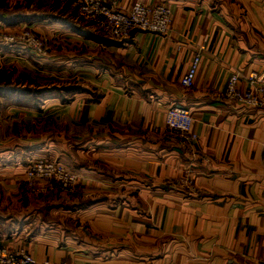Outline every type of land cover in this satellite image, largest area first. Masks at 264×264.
<instances>
[{
	"label": "crops",
	"instance_id": "1",
	"mask_svg": "<svg viewBox=\"0 0 264 264\" xmlns=\"http://www.w3.org/2000/svg\"><path fill=\"white\" fill-rule=\"evenodd\" d=\"M106 1L123 11L165 3L172 21L163 34L125 40L73 18L29 21L52 40V73L62 60L60 73L89 79L97 95L49 99L40 110L1 103L0 123L8 116L17 132L29 122L42 133L29 155L58 160L80 181L74 206L58 201L65 193L54 187L41 196L54 199L46 218L63 207L77 214L75 229L52 219L37 231L13 206L18 218L11 232L0 222V245L25 250L34 264H264V106L246 109L221 95L231 70L264 75V0ZM202 44L184 89L179 78ZM102 67L117 75L102 81ZM169 106L191 112L195 139L165 133ZM6 167L0 189L11 192H0V210L22 197L25 166Z\"/></svg>",
	"mask_w": 264,
	"mask_h": 264
},
{
	"label": "rangeland",
	"instance_id": "2",
	"mask_svg": "<svg viewBox=\"0 0 264 264\" xmlns=\"http://www.w3.org/2000/svg\"><path fill=\"white\" fill-rule=\"evenodd\" d=\"M38 14L48 15H46V17L44 15L38 16ZM49 14L53 15V17ZM54 16L67 18L69 20L73 18L78 22L86 23L91 26L88 21L80 17L77 11L76 0H0V19H6L0 20V105L8 101L19 107H31L32 109L40 110L45 101L49 99H54L60 104H70L76 97L87 96V94L90 93H95V95H97L96 91L94 92L93 90L94 84L91 83L89 79L72 77L68 74V71L63 72V74L60 73L63 67H66L65 64H61L65 63L62 60L60 63H57L58 67L55 68L53 73L51 67L46 65V63H48L46 59L50 54L49 51L52 49L49 43L52 42V40L46 38L42 33L45 28L43 27L44 24L41 26L37 23L31 24L32 22L29 21H37L44 18L45 20L53 19L55 18ZM91 28L94 29L92 26ZM23 29H29L41 38L43 42V50L41 52H36L24 45V41L19 44L6 42V36L20 32ZM97 32L101 33L99 31ZM53 46L55 47V45ZM102 50L104 53V49ZM103 53L101 54L102 56ZM103 59H107V57ZM99 69V72L104 71L103 67ZM114 75L117 74L114 72L110 74L108 71L103 72L101 76L102 81L109 80L110 77L114 78ZM13 124L14 120L10 119L8 116L6 119L2 118L0 123V150H7V153L9 151L7 159L0 158V172L8 168L6 166H14L15 169L16 167L25 166L26 170L30 160L36 159V157L33 158L32 155H29L26 150L29 144H37L33 143L36 141L33 136L42 133H33V128L29 122H23L21 124L22 128H24V130L21 129V132H17L14 127H12ZM20 144H22V146H20ZM19 148H21V151ZM16 153H18V155H16ZM19 173H22V168H20L16 174L12 172H7L6 174L17 175ZM0 176H2V173H0ZM24 178L25 173L21 184L17 187V191L21 193L22 197L18 200L6 201L3 203L5 204V210H0L3 216L0 217L2 229L11 232L12 229L10 228L15 227L13 225V223H15L13 219L18 217H14V212L11 210L13 206L18 210L23 208L24 211H22V214H25V218L31 219L30 226L31 228L32 226L37 227V231L39 228H47V226L52 223V219L60 222L62 226L70 225V227L76 228V223L78 222L77 214L75 213V215H72L71 211L66 210V212L63 207H59L56 213L46 218L50 210L47 209L46 206H50L49 204H51L54 199L50 202H47L45 198L42 199V193L47 190H41L42 185L38 186L33 184L29 186ZM78 188L79 184L74 194L66 195V193L63 192L65 196L63 195V198L60 200L58 199V201L66 206H74L78 203V198L75 196L78 193ZM5 191L10 193L11 188L7 185L6 188L0 189V192ZM36 212L40 214L37 215ZM3 224H7V226L5 227ZM34 233L35 231L33 234Z\"/></svg>",
	"mask_w": 264,
	"mask_h": 264
},
{
	"label": "built area",
	"instance_id": "3",
	"mask_svg": "<svg viewBox=\"0 0 264 264\" xmlns=\"http://www.w3.org/2000/svg\"><path fill=\"white\" fill-rule=\"evenodd\" d=\"M77 11L81 18L88 21L95 31H99L108 39L125 40L135 31L163 34L172 21V11L165 3L146 6L136 2L128 11H123L113 2L105 0H76ZM6 42L19 44L24 41L36 52L43 50L41 38L29 29H23L5 37ZM204 44L191 54L186 71L180 76L179 84L190 89L197 67L200 63ZM239 83L245 86L241 88ZM221 95L228 103L243 108H262L264 106V75L251 71L247 74L237 70L228 72ZM191 112L180 106H169L164 112L163 129L173 138L193 140L191 133ZM25 181L29 186L42 181L41 190L52 187L66 194H74L77 190L79 176L67 170L59 161L48 158L30 160L25 170ZM0 264H34L32 256L23 249L0 245Z\"/></svg>",
	"mask_w": 264,
	"mask_h": 264
},
{
	"label": "trees",
	"instance_id": "4",
	"mask_svg": "<svg viewBox=\"0 0 264 264\" xmlns=\"http://www.w3.org/2000/svg\"><path fill=\"white\" fill-rule=\"evenodd\" d=\"M0 20H6L5 18H2V19H0Z\"/></svg>",
	"mask_w": 264,
	"mask_h": 264
}]
</instances>
